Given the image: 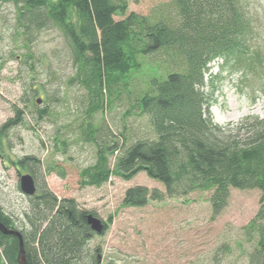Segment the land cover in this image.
I'll use <instances>...</instances> for the list:
<instances>
[{
  "label": "trees",
  "instance_id": "16d2710c",
  "mask_svg": "<svg viewBox=\"0 0 264 264\" xmlns=\"http://www.w3.org/2000/svg\"><path fill=\"white\" fill-rule=\"evenodd\" d=\"M0 1L15 7L14 36L27 50L19 59L29 73L43 61L29 52L40 30L56 28L68 43L74 68L68 85H77L88 99L81 139L95 149L93 161L79 170L81 187H100L111 177L129 181L144 172L164 192L130 187L123 207L205 192L210 193L211 219L227 206L230 189H256L259 208L242 231L250 247L246 263L264 264V121L252 119L244 127L223 129L213 122L210 97L204 92L209 64L218 59L253 73L264 89L255 0H170L176 22L127 13V0ZM160 50L176 58L174 67L153 71L133 95V75L142 71L146 57ZM122 94L128 103L126 116H147L154 138L127 143L122 132L116 136L96 125L94 115ZM20 101L34 107L38 119L47 111L48 105L41 109L31 99ZM21 113L14 106V119L0 126V159L19 168V174H29L36 192L25 196L26 207L17 216L0 205V223L19 233L28 264H99L97 250L88 245L94 233L87 217L95 214L79 209L71 198L58 199L40 175L38 158L12 160L7 154L8 131L22 122ZM64 144L60 139L59 145ZM111 222V217L102 221L104 231ZM225 249H220L221 256ZM18 250L16 237L0 234V264H18Z\"/></svg>",
  "mask_w": 264,
  "mask_h": 264
},
{
  "label": "rangeland",
  "instance_id": "374dc122",
  "mask_svg": "<svg viewBox=\"0 0 264 264\" xmlns=\"http://www.w3.org/2000/svg\"><path fill=\"white\" fill-rule=\"evenodd\" d=\"M127 1V13L176 22L170 0ZM255 1L260 55L264 58V0ZM14 24L15 7L0 1V126L14 119V106L23 110L19 115L22 122L8 131L7 154L12 160L35 156L41 162L44 183L58 199L75 200L79 209L94 213L103 222L111 217L109 228L93 234L88 243L91 250H97L99 264H247L250 247L242 230L259 208L260 192L256 189H230L227 206L211 219L210 193L205 192L149 201L141 208L123 207L124 192L130 187L141 185L164 192L162 184L144 172L129 181L111 177L100 187L79 185V170L93 161L95 149L81 139L88 99L77 85H68L74 71L68 43L56 28L40 30L33 36L29 52L43 61L29 73L23 58L19 59L27 50L15 40ZM175 59L164 50L146 57L142 71L133 75V95L153 71L162 73L174 67ZM205 85L211 118L221 128L233 130L252 119L264 121V89H259L253 73L218 59L209 64ZM27 98L37 108L48 105L40 119L34 107L21 103ZM37 99L40 104L35 103ZM127 109L123 94L120 100L111 98L105 109L94 115L95 123L116 136L122 132L127 143L154 138L148 117L126 116ZM60 139L64 146L59 145ZM113 161L111 158V165ZM17 170L0 159V205L14 216L27 204L19 189V177L26 173ZM222 246L226 249L221 256Z\"/></svg>",
  "mask_w": 264,
  "mask_h": 264
},
{
  "label": "water",
  "instance_id": "95a60500",
  "mask_svg": "<svg viewBox=\"0 0 264 264\" xmlns=\"http://www.w3.org/2000/svg\"><path fill=\"white\" fill-rule=\"evenodd\" d=\"M36 104H40L41 100L37 99ZM19 189L22 192L24 196H33L36 192L35 183L33 178L29 174L20 175L19 177ZM87 224L90 228V231L94 234H101L104 231V225L101 220L98 218L89 215L87 217ZM0 234L8 236L12 235L16 237L19 243V250L16 257V261L18 264H28V261L26 259L24 250L22 248V239L18 232L5 228L0 223ZM98 262H100V257L98 256Z\"/></svg>",
  "mask_w": 264,
  "mask_h": 264
}]
</instances>
